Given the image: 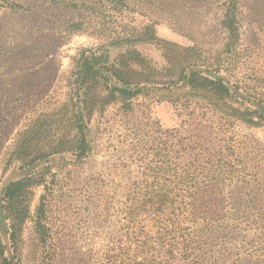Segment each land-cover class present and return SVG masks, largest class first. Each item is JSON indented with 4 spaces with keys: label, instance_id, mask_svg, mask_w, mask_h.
<instances>
[{
    "label": "rangeland",
    "instance_id": "obj_1",
    "mask_svg": "<svg viewBox=\"0 0 264 264\" xmlns=\"http://www.w3.org/2000/svg\"><path fill=\"white\" fill-rule=\"evenodd\" d=\"M0 243L10 264H264V0H0Z\"/></svg>",
    "mask_w": 264,
    "mask_h": 264
},
{
    "label": "trees",
    "instance_id": "obj_2",
    "mask_svg": "<svg viewBox=\"0 0 264 264\" xmlns=\"http://www.w3.org/2000/svg\"><path fill=\"white\" fill-rule=\"evenodd\" d=\"M184 79L183 75L180 76V80L182 81ZM195 80V81H193ZM190 82H195L196 84L200 85L201 87H208L211 91L214 93L220 94V95H228L229 87L227 83L224 81L222 77L219 76H204L201 74H198L197 72H191V79ZM114 91L119 92V94L122 96V98H129L133 96L137 91L135 90H129L125 88H119V87H113ZM26 178H21L15 181H12L8 183L3 190V197L8 200L12 201L14 197H16V194L20 195V191L22 189V186L25 184ZM13 235L11 234L9 238H11ZM170 250L174 249L173 243L169 245ZM0 264H10L9 259L6 255H4V251L2 248V245L0 243Z\"/></svg>",
    "mask_w": 264,
    "mask_h": 264
}]
</instances>
